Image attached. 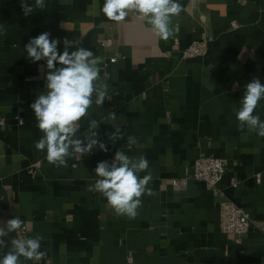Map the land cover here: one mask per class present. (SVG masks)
<instances>
[{"label": "crops", "instance_id": "1", "mask_svg": "<svg viewBox=\"0 0 264 264\" xmlns=\"http://www.w3.org/2000/svg\"><path fill=\"white\" fill-rule=\"evenodd\" d=\"M178 2L183 11L165 41L135 13L107 20L104 0H46L27 17L21 0H0V228L15 216L24 221L4 238L0 255L11 239L40 235L47 256L22 264H264V137L239 130L236 119L245 85L253 78L264 84V0ZM45 31L61 41V52L65 38L69 51H92L101 80L108 73V97L89 109L103 120L98 138L108 151L94 147L69 157L67 167L35 148L43 133L30 104L44 90L47 69L45 61L26 59L24 46ZM202 40L205 54L184 55ZM254 114L264 121V100ZM80 124L78 136L89 118ZM116 125L124 139L113 144L107 134ZM130 135L136 144L127 143ZM117 150L149 161L151 194L141 197L134 219L117 216L94 190L97 163ZM207 155L225 162V195L204 182H173ZM226 197L253 221L240 242L220 227Z\"/></svg>", "mask_w": 264, "mask_h": 264}, {"label": "clouds", "instance_id": "2", "mask_svg": "<svg viewBox=\"0 0 264 264\" xmlns=\"http://www.w3.org/2000/svg\"><path fill=\"white\" fill-rule=\"evenodd\" d=\"M34 8L45 9L46 0H34L29 5L28 0H21L23 15L27 17ZM183 5L178 0H104L101 12L107 20L121 23L130 15L137 14L145 20L153 34L162 40H168L174 35L172 18L179 16ZM47 31L30 38L24 46L26 59L32 63L45 61L46 74L44 76V90L34 102L30 104L37 128L43 133L35 142L38 151L46 153V160L56 167H67L69 157H79L91 154L94 147L103 152L108 147L98 138V129L103 120L92 117L89 109L93 103L100 106L108 97V73H104L101 80V69L98 58L92 51L79 47L69 51L71 42L66 38L63 41L64 50L61 52L59 39L50 38ZM264 100V84L259 78H253L245 85L240 108L236 112L238 129L254 131L259 137H264V121L254 114L260 102ZM89 118L88 127L78 136L81 129V120ZM115 120V114H112ZM108 139L115 144L124 139L121 126H114V131L108 133ZM127 143L134 145L137 138L127 137ZM75 167V165H73ZM149 161L143 155L130 157L121 150L115 152L112 160L97 163L94 172L97 177L94 190L100 193L117 216H126L134 219L138 209L142 206L141 197L147 193L152 180L148 171ZM147 173L140 176V173ZM24 221L18 216L7 220L6 228H0V250L8 247L5 241L10 233L22 229ZM43 237L34 238L20 236L11 239L10 249L0 255V264H22L23 260L39 262L47 256L41 250Z\"/></svg>", "mask_w": 264, "mask_h": 264}, {"label": "built area", "instance_id": "3", "mask_svg": "<svg viewBox=\"0 0 264 264\" xmlns=\"http://www.w3.org/2000/svg\"><path fill=\"white\" fill-rule=\"evenodd\" d=\"M207 49L206 40L195 41L186 48L184 55L189 57L203 55L207 52ZM116 60L117 57L111 58V62H116ZM19 122L24 123V118L20 117ZM0 123H4V120L0 119ZM225 173L226 165L224 160L207 155L195 160L190 174L182 178H175L173 182L175 184H187L190 180H196L204 182L207 186L215 188L222 195H225L223 189L219 186ZM252 226L253 221L250 214L244 208L227 197L220 201V227L224 233L232 235L236 242H240L241 238L251 230Z\"/></svg>", "mask_w": 264, "mask_h": 264}]
</instances>
